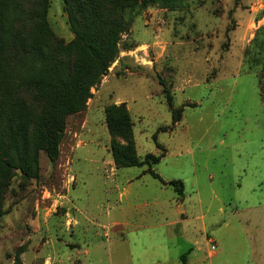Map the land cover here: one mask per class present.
<instances>
[{"label":"rangeland","instance_id":"1","mask_svg":"<svg viewBox=\"0 0 264 264\" xmlns=\"http://www.w3.org/2000/svg\"><path fill=\"white\" fill-rule=\"evenodd\" d=\"M49 2L50 25L72 41L63 1ZM120 50L85 110L66 118L58 159L41 152L37 178L18 171L10 181L0 264H181L204 225L222 256L205 253V264H264L262 246L247 238H263L262 225H223L230 210L258 215L264 202V0L155 5L135 18ZM113 104L130 112L132 140L110 135ZM113 144L140 159L162 156L153 169L181 180L184 194L149 174L135 182L148 167H119ZM137 205L148 214L137 217ZM178 206L187 221L174 237L167 225Z\"/></svg>","mask_w":264,"mask_h":264},{"label":"trees","instance_id":"2","mask_svg":"<svg viewBox=\"0 0 264 264\" xmlns=\"http://www.w3.org/2000/svg\"><path fill=\"white\" fill-rule=\"evenodd\" d=\"M62 1L74 35L68 43L50 25L49 0H0V219L16 172L37 178L41 152L52 162L58 159L66 118L85 110L91 89L119 58L122 36L135 18L155 5L173 9L183 0ZM167 103L173 107L170 95ZM179 116L175 111V124ZM105 117L112 137L132 140V117L124 104L108 106ZM112 154L119 167L146 166L153 178L184 194L182 181L166 183L154 171L162 156L140 159L132 147L117 144ZM181 262L187 264L186 255Z\"/></svg>","mask_w":264,"mask_h":264},{"label":"crops","instance_id":"3","mask_svg":"<svg viewBox=\"0 0 264 264\" xmlns=\"http://www.w3.org/2000/svg\"><path fill=\"white\" fill-rule=\"evenodd\" d=\"M146 171H147V169H145L138 176H136L135 182L144 179V177L149 174ZM114 181L118 182L119 180L113 179L112 182H114ZM130 181H132V182H130ZM171 181H174V180H171ZM126 182H128V185H131L133 183V180H131V178L128 177ZM165 182L169 183L170 181H165ZM161 184H163V183H161ZM163 185H165V184H163ZM145 205L148 206L149 203H146ZM154 205H156V203ZM141 206L142 205H137L135 208V211H136L135 215H137V217L138 216H144V215L148 214L146 211L141 210ZM247 209H243L240 211L237 208H234V209L230 210L228 213V221L227 222L224 221V224H223L225 226V228H227V230L229 229L232 232V223L233 222H235V223L237 222V223L243 224V225L253 224L257 228L260 227L261 225L264 227V202L261 203V209H260L258 215L243 217L244 215H242L241 212L244 210H247ZM170 212H172V213H171V218H169V219H171V222L173 220L174 221L171 224L167 225V227L170 228L169 232L174 237L179 236V235L182 236V234L180 232V226L186 225L185 224L187 221L186 208L183 206V210L180 211V206H178V207H176V209H174V208L171 209ZM220 212L225 213V211H223V210H220ZM115 227H117V228L122 227V223L116 222ZM142 227H143L142 224L136 225L135 230H139ZM187 232H188V229L186 227L185 233H187ZM196 236H200V238L202 237V240L200 241L196 238L195 241H192L193 244H191L190 252H189L188 257H187L188 259L186 260L187 264H205V260H206L205 259V253L208 257L216 258L217 260L218 259L222 260V256L220 255L221 253L217 252V249H219V247L221 245V243L219 242V240L217 238V235L212 236L211 234H209V232H207V229L205 228V225H204L203 229L196 230ZM230 238H231V236H230ZM247 238L249 239V241H252L254 245L257 242H259V244L262 246L261 255L264 257V237L260 238V239L257 236H252L250 238L249 237H247ZM213 245L217 246L216 250H212ZM252 252H255V251L252 250ZM182 256H180V261H181ZM181 264H182V262H181Z\"/></svg>","mask_w":264,"mask_h":264},{"label":"built area","instance_id":"4","mask_svg":"<svg viewBox=\"0 0 264 264\" xmlns=\"http://www.w3.org/2000/svg\"><path fill=\"white\" fill-rule=\"evenodd\" d=\"M217 249V246L216 245H213L212 246V250H216Z\"/></svg>","mask_w":264,"mask_h":264}]
</instances>
